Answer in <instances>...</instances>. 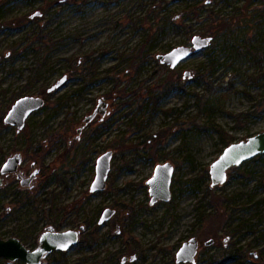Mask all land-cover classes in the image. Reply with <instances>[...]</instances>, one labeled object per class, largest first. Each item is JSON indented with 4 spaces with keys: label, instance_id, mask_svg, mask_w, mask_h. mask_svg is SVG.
Segmentation results:
<instances>
[{
    "label": "rangeland",
    "instance_id": "374dc122",
    "mask_svg": "<svg viewBox=\"0 0 264 264\" xmlns=\"http://www.w3.org/2000/svg\"><path fill=\"white\" fill-rule=\"evenodd\" d=\"M194 35L211 41L175 68L160 62ZM167 79L175 86L164 94ZM24 95L43 103L20 130L0 124V166L20 153L21 171L35 162L44 174L22 205L12 202L18 179H4L0 237L32 249L46 226L98 225L96 240L79 233L40 264H175L192 236L194 264H264V153L222 184L209 174L225 137L264 130V0H0V121ZM106 151V187L89 192ZM165 161L171 197L149 204L146 181ZM106 207L115 213L97 224Z\"/></svg>",
    "mask_w": 264,
    "mask_h": 264
},
{
    "label": "water",
    "instance_id": "95a60500",
    "mask_svg": "<svg viewBox=\"0 0 264 264\" xmlns=\"http://www.w3.org/2000/svg\"><path fill=\"white\" fill-rule=\"evenodd\" d=\"M211 41V36L194 35L190 45H177L168 51L158 54L161 63L170 69L175 68L182 60L189 57L193 52L205 47ZM43 103L38 96L24 95L17 98L2 118L3 123L16 126L17 130L23 128L26 118ZM104 103L99 102L95 111L99 110ZM264 153V130L259 131L246 139L231 142L226 145L221 153L211 162L209 174L211 185L222 184L227 177V170L230 167L238 166L243 161L256 155ZM111 151L99 155L95 163V174L90 184L89 192L101 191L106 187V179L110 170ZM21 162V154L16 153L10 156L0 168V186L3 184V175L7 171L14 170ZM174 172V164L165 161L155 165L152 174L147 179L148 192L150 195L149 204L156 201H168L171 197V182ZM37 173L33 171L31 178ZM115 209L106 207L100 213L98 224L109 220ZM82 228V227H81ZM79 229L54 230L52 227L43 231L37 238L34 248L27 247L18 237H0V258L10 261L22 260L25 264H40L45 257L55 250H66L76 244L79 237ZM213 238L204 241V245H211ZM198 252V240L192 236L184 240L175 252V263L196 262ZM136 254L123 256L121 263L133 261Z\"/></svg>",
    "mask_w": 264,
    "mask_h": 264
},
{
    "label": "trees",
    "instance_id": "16d2710c",
    "mask_svg": "<svg viewBox=\"0 0 264 264\" xmlns=\"http://www.w3.org/2000/svg\"><path fill=\"white\" fill-rule=\"evenodd\" d=\"M194 8V7H193ZM224 24L220 25L223 27ZM224 26H227V24H225ZM218 29V27L216 28ZM195 80L197 83H200L203 79V77L200 75V74H197V76L195 77ZM174 83L173 81H171L170 79L166 80L164 82V94L167 93L169 90H171L173 87H174ZM153 100L156 101V97L154 96L153 97ZM3 121L1 120L0 121V124L2 123ZM98 131H99V127H95L93 129V133H95V136L98 135ZM233 137L232 136H227L224 138V140L226 141V144L228 145L229 143H231L230 141H232ZM34 199H33V194L32 192L29 190V189H24V190H17L15 193H14V197H13V203L16 204V205H22V204H25L27 202H33ZM46 212L43 211V214H45ZM199 218L200 217H203L204 216V213L200 212L199 213ZM98 228V225H96L95 227H93V229L89 230V231H82L80 234H82L81 236L89 243H91L93 240H96L97 238V230ZM27 239L29 237H26ZM25 243V242H24ZM175 264H183V263H175Z\"/></svg>",
    "mask_w": 264,
    "mask_h": 264
},
{
    "label": "flooded vegetation",
    "instance_id": "af4514ba",
    "mask_svg": "<svg viewBox=\"0 0 264 264\" xmlns=\"http://www.w3.org/2000/svg\"><path fill=\"white\" fill-rule=\"evenodd\" d=\"M14 154H16V153H14ZM12 156V155H11ZM10 157V156H9ZM8 157V158H9ZM8 158H6V160L8 159ZM5 160V161H6ZM4 161V162H5ZM3 162V163H4ZM21 162H22V156H21ZM20 162V163H21ZM2 163V164H3ZM19 163V164H20ZM2 164H1V166H2ZM1 166H0V168H1ZM30 168H32V170L30 171V172H28V173H26V171H21L20 169H19V165H18V167L17 168H15L14 170H11V171H7L4 175H3V177H4V179L7 177V176H14V177H16L17 179H18V181H19V184H20V186L23 188V189H29V190H32V188H33V181L36 179V178H38V177H42L43 176V174H44V168L42 169H40L39 167H37V165H36V163L35 162H32L31 163V165H30ZM33 171H37V173L32 177V179H30L31 178V174H32V172ZM4 179H3V183H4ZM98 221V220H97ZM97 224H98V222H97ZM53 228L54 230H61V229H59V228H54L53 226H46L45 227V229L43 230V231H45V230H47V229H49V228ZM81 228V227H80ZM43 231H41L38 235H37V237H36V244H37V238H38V236L43 232ZM82 231H84L82 228L80 229V231H79V233H81ZM10 237V236H9ZM17 237V236H16ZM195 237V236H194ZM8 238V237H7ZM19 238V237H18ZM197 238V237H196ZM212 238V237H211ZM20 239V238H19ZM189 239V238H188ZM21 240V239H20ZM198 240V249H199V243H200V240L199 239H197ZM22 241V240H21ZM23 242V241H22ZM24 243V242H23ZM214 243V239H213V242H212V244ZM25 244V243H24ZM203 244H204V242H203ZM211 244V245H212ZM26 245V244H25ZM209 246V245H208ZM28 247V246H27ZM198 253V252H197ZM197 255V254H196ZM25 264V263H24Z\"/></svg>",
    "mask_w": 264,
    "mask_h": 264
},
{
    "label": "bare ground",
    "instance_id": "6f19581e",
    "mask_svg": "<svg viewBox=\"0 0 264 264\" xmlns=\"http://www.w3.org/2000/svg\"><path fill=\"white\" fill-rule=\"evenodd\" d=\"M95 16H97L98 18L100 17L99 16V13H96V14H93L92 17L94 18Z\"/></svg>",
    "mask_w": 264,
    "mask_h": 264
}]
</instances>
